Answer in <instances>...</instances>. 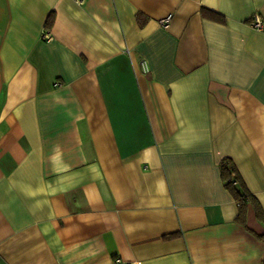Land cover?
Masks as SVG:
<instances>
[{
	"label": "crops",
	"instance_id": "0c3cea01",
	"mask_svg": "<svg viewBox=\"0 0 264 264\" xmlns=\"http://www.w3.org/2000/svg\"><path fill=\"white\" fill-rule=\"evenodd\" d=\"M256 14L264 0H0V264H264V222L250 203L236 221L220 169L264 211Z\"/></svg>",
	"mask_w": 264,
	"mask_h": 264
},
{
	"label": "trees",
	"instance_id": "16d2710c",
	"mask_svg": "<svg viewBox=\"0 0 264 264\" xmlns=\"http://www.w3.org/2000/svg\"><path fill=\"white\" fill-rule=\"evenodd\" d=\"M200 13L203 17L224 23L225 18L206 7H202ZM53 24V14L50 13L45 21V29H49ZM221 174L225 183V187L231 192L235 201L238 204V213L236 216V221L241 223L246 227L245 218H246V208L250 203L255 211V215L258 220L264 222V211L261 210L259 205L255 202L253 196L247 192V190L242 186L239 176L234 168V165L229 159H223L220 164Z\"/></svg>",
	"mask_w": 264,
	"mask_h": 264
},
{
	"label": "built area",
	"instance_id": "2783aa9c",
	"mask_svg": "<svg viewBox=\"0 0 264 264\" xmlns=\"http://www.w3.org/2000/svg\"><path fill=\"white\" fill-rule=\"evenodd\" d=\"M169 20H170V15H167L161 19H159V24L163 27H166L169 23ZM251 26L257 30H260L262 29V26H264V23H262V20L261 18L259 17L258 14L254 15L251 22H250ZM44 37L45 38H50L49 34L48 33H45L44 34ZM140 66H141V69L143 70V72H147L149 70L146 62L144 60H141L140 61ZM118 264H131V263H128V262H124V261H118Z\"/></svg>",
	"mask_w": 264,
	"mask_h": 264
}]
</instances>
